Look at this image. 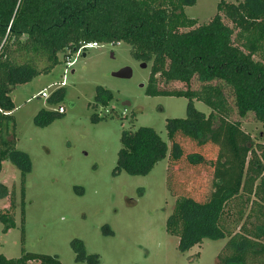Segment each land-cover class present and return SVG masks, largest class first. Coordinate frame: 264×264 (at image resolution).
Returning a JSON list of instances; mask_svg holds the SVG:
<instances>
[{"label":"trees","instance_id":"obj_1","mask_svg":"<svg viewBox=\"0 0 264 264\" xmlns=\"http://www.w3.org/2000/svg\"><path fill=\"white\" fill-rule=\"evenodd\" d=\"M197 1L0 0V171L5 160L20 170L22 214L32 161L16 147L12 90L51 70L68 50L66 56L84 51L91 42H126L135 59L151 63L147 94L190 99L188 116L172 118L168 124L171 159L179 162L186 156L190 166L180 173L185 182L174 191L178 198L167 231L179 237L181 251L205 238H228L216 264H264V143H255L239 120H231L237 110L240 117L253 113L264 123V0H221L217 13L200 25L185 12ZM40 60H45L44 67L39 66ZM158 79L188 85L197 79L201 88L168 90L158 86ZM64 95L60 88L49 101ZM112 98L110 90H98L97 102L100 99L102 105ZM194 99L210 106V114L196 109ZM62 113L42 109L37 123L49 124ZM179 136L191 140L201 152L186 155ZM222 139L234 159L223 157L216 164L201 149L211 143L220 146ZM122 143L118 168L131 174L150 172L169 149L156 130L147 126L125 131ZM15 209L13 197L10 207L0 209L5 231L16 225ZM72 244L78 260L88 257L80 239ZM32 260L62 264L57 255L26 250L18 258L0 254V264H32Z\"/></svg>","mask_w":264,"mask_h":264},{"label":"rangeland","instance_id":"obj_2","mask_svg":"<svg viewBox=\"0 0 264 264\" xmlns=\"http://www.w3.org/2000/svg\"><path fill=\"white\" fill-rule=\"evenodd\" d=\"M220 1L198 0L185 12L199 25L206 24L217 13ZM66 53L60 54L61 62L51 70L16 85L11 92L16 147L30 156L32 171L25 179L22 214L20 170L10 160L2 162L0 209L10 207L13 197L16 225L5 231L0 223V254L18 258L26 250L57 255L62 264H94L96 259L95 264H216L228 238H205L181 251L179 237L166 228L178 198L174 191L181 190L185 182L180 173L190 166L186 156L179 162L171 159L168 124L172 118L188 116L190 99L147 94L151 63L142 67L143 61L132 56L126 42L100 43L72 53L73 64L67 71ZM39 62L44 67L45 60ZM126 66L133 69L131 78L113 75ZM158 80V86L168 90L201 88L197 79L190 85ZM44 88L51 94L64 88L65 95L50 102L37 96ZM100 88L113 93L106 105L100 99L97 102ZM227 93L234 103L228 89ZM60 105L65 108L61 116L46 125L37 123L42 109L58 111ZM193 106L207 115L212 111L201 100L194 99ZM231 120H239L255 143H264V123L253 113L240 117L235 110ZM142 126L153 128L168 143L166 157L146 174L119 170L123 133ZM223 139L220 146L211 143L201 149L216 164L223 157L234 159ZM178 140L186 155L200 151L188 138L179 136ZM75 239L83 242L88 255L84 260L77 258L72 244ZM31 263L41 264L36 260Z\"/></svg>","mask_w":264,"mask_h":264},{"label":"built area","instance_id":"obj_3","mask_svg":"<svg viewBox=\"0 0 264 264\" xmlns=\"http://www.w3.org/2000/svg\"><path fill=\"white\" fill-rule=\"evenodd\" d=\"M99 45H100V43H98V42H91V43L87 44L85 47H97ZM82 50L83 49L81 48V49H79L78 52H81ZM65 60H66V63H67V68H66V71H67L69 69V67L73 64V61L71 60V56H66L65 57ZM62 83L64 84V82H62ZM51 95L52 94L48 91V89L47 88H44L40 93H38L37 96L38 97H44V98H50ZM58 110L60 112H64L65 111V108L60 105L59 108H58Z\"/></svg>","mask_w":264,"mask_h":264},{"label":"water","instance_id":"obj_4","mask_svg":"<svg viewBox=\"0 0 264 264\" xmlns=\"http://www.w3.org/2000/svg\"><path fill=\"white\" fill-rule=\"evenodd\" d=\"M148 65L147 62H142L141 66L146 68ZM114 76L119 77V78H131L133 76V69L129 66L121 68L119 71H116L113 73ZM144 84H141V87H143Z\"/></svg>","mask_w":264,"mask_h":264},{"label":"flooded vegetation","instance_id":"obj_5","mask_svg":"<svg viewBox=\"0 0 264 264\" xmlns=\"http://www.w3.org/2000/svg\"><path fill=\"white\" fill-rule=\"evenodd\" d=\"M118 44V43H117ZM84 55H86L85 53H84Z\"/></svg>","mask_w":264,"mask_h":264},{"label":"crops","instance_id":"obj_6","mask_svg":"<svg viewBox=\"0 0 264 264\" xmlns=\"http://www.w3.org/2000/svg\"><path fill=\"white\" fill-rule=\"evenodd\" d=\"M72 71H74V70H72Z\"/></svg>","mask_w":264,"mask_h":264}]
</instances>
